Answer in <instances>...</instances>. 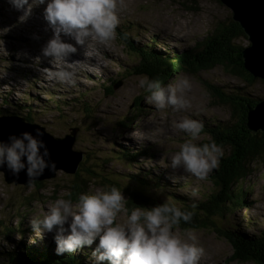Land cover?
<instances>
[{"label":"rangeland","instance_id":"obj_1","mask_svg":"<svg viewBox=\"0 0 264 264\" xmlns=\"http://www.w3.org/2000/svg\"><path fill=\"white\" fill-rule=\"evenodd\" d=\"M35 6H38L35 8L37 11L31 8L30 14L21 20L22 10L12 7L8 0H0V100L9 103L14 101L15 106L26 107L29 103L34 105L32 109L35 112H25L36 123L43 125L44 130L38 128L44 138L45 134L58 138L68 134L76 136L73 148L82 150L86 159L83 166L77 170L80 173L79 179L90 177L92 174L88 173L89 169L94 170L99 178L86 184L77 180V172L69 173L59 167L55 170L56 176L45 178L43 181L35 182L34 179L29 183L27 178H24L26 184L8 183L4 177L6 171L0 169V260L10 258L2 264H52L49 257L39 251H45L39 239L42 234L49 236L50 240L53 239L54 235L51 237V234L55 228L48 233H37L29 224L30 217L43 215L57 198H69L66 194H70L75 203L80 194V187L85 189L83 192L103 189L107 185L101 181L102 177L120 182L121 187L118 189L127 199V209L133 207L128 203L130 196L125 191V184L132 186L135 183L125 178L132 173L147 174V178L154 179L151 192L159 199L173 195L163 191L162 186L174 190L176 195H192H173V198L182 202L199 199L215 191L210 177L213 171L206 178L200 179L185 172L182 167L170 166L171 156L179 150L184 140L190 138L187 133L175 128L174 124L186 116L202 120L203 123L230 120L231 109L218 102L206 87V81L224 85L229 89L245 84L241 78L222 65L196 73L181 72L170 77L168 82H164L162 77L150 75V78L161 79L162 85L174 82L177 76H187L192 84L186 93L189 100L186 108L173 110L171 107H165L157 110L148 101L149 94L137 87V79L140 76L136 74L138 70L133 71L134 75L121 72L127 69V63L133 68L132 66L141 60L128 48L119 35V30L146 44L152 45L150 41L156 40L157 46L161 48L184 49L201 42L206 35L214 32L221 20L233 17L232 9L219 0H117L116 13L120 23L116 28L115 37L101 43L105 44V49H87L97 42L90 39L81 51L86 56L82 55L77 60L79 53L76 52L77 55L72 54L69 57L71 60L68 59V63H64L63 67H70L75 72L74 86L56 82L48 73L47 66L53 65V59L37 57L42 55L41 48L52 36V31L41 19L36 18L43 12L44 5ZM250 41L248 33L246 38L240 39L243 46H247ZM82 60L86 61L81 62ZM8 63L13 67L10 72L12 76L5 78L4 72L9 69L6 67ZM57 68L61 67L58 65ZM37 73H47V76L39 78ZM249 88L254 91V96H264L263 81L259 80ZM82 92L89 101L78 100V94ZM58 97L63 101V112L59 109L60 113L58 105L54 104ZM71 102L75 104L73 108H69L68 103ZM14 112L15 109L12 115ZM40 112L43 113L42 119H35L34 116ZM6 122L13 124L9 118ZM248 129L251 132L250 127ZM259 132L264 130L259 129L253 135ZM208 138L210 139V136L202 130L194 142ZM92 149L95 150V155L92 154ZM125 149L137 151L134 164L126 159ZM225 149L224 154L228 153ZM128 156L130 157L129 154ZM254 157L256 158L250 160L252 172L245 180L247 186H244V190L247 194L244 203L219 217L217 221L221 226L234 225L253 232L264 230V152H258ZM128 213L130 210L119 216L121 222ZM177 230L181 235L191 230L197 236L199 245L204 249L198 264H254L232 260L234 244L215 230L194 227L182 229L180 224ZM96 243L98 238L92 245L82 246L75 251L80 258H86L84 263H99L95 257L86 256L87 251L93 253ZM50 244V250L55 252V241ZM2 251L7 253L3 255Z\"/></svg>","mask_w":264,"mask_h":264},{"label":"clouds","instance_id":"obj_2","mask_svg":"<svg viewBox=\"0 0 264 264\" xmlns=\"http://www.w3.org/2000/svg\"><path fill=\"white\" fill-rule=\"evenodd\" d=\"M8 2L15 9L22 10L21 20L30 14L34 5H44L43 18L52 36L42 46L41 54L54 60L68 61L90 39L99 42L112 40L120 23L116 13L117 0ZM51 75L63 85L76 84L75 72L70 67H61ZM137 87L149 94L147 99L157 110L165 107L180 110L189 105L186 93L192 84L187 76H177L174 82L162 85L158 78L141 74ZM174 127L190 138L184 140L171 156L170 166L182 167L195 177L206 178L219 167L224 155L222 146L214 140L203 144L194 142L204 128L202 120L186 116L175 122ZM42 136L41 130L35 128L33 132L12 133L6 140H0V168L13 176L24 170L29 183L41 176L45 169L54 171L55 161L50 159ZM66 195L69 198H57L43 215L29 219L30 226L37 233H48L55 228L57 254L75 252L82 246L92 245L98 238L93 249L97 262L198 264L204 249L197 236L191 230L183 235L177 230L181 221H191L193 213L181 210L168 201L170 198L151 207H134L121 222L119 216L128 212L125 207L127 199L116 186L80 193L75 203L70 194Z\"/></svg>","mask_w":264,"mask_h":264},{"label":"trees","instance_id":"obj_3","mask_svg":"<svg viewBox=\"0 0 264 264\" xmlns=\"http://www.w3.org/2000/svg\"><path fill=\"white\" fill-rule=\"evenodd\" d=\"M244 38H246V33L240 23L230 16L228 19L218 22L215 31L206 35L201 42L184 49L176 47L159 48L156 45L145 44L146 50L138 45L140 52H137L136 55L143 57V59H140L141 61L137 63V66H132L133 68L128 66L122 72L123 74L128 72V75H132L134 70H138L136 74L162 77L164 82H168L170 77L181 72L190 71L196 73L203 69H212L217 65H222L243 80L245 83L243 86L236 85L232 89L206 81V87L211 91L212 95L217 98L219 103L229 106L232 113L230 120L215 121V123L212 121L210 125L205 123L204 129L208 132L210 139H202L201 142H195L203 144L214 140L223 149L226 148L225 150L228 152L220 158L219 167L213 170L210 175L215 191H211L199 199L193 198L185 200V202L178 198H173V195L167 197L173 198L171 203L180 207L181 210H188L193 213L190 222H180L182 229L194 227L197 229L210 228L215 230L219 235L226 237L234 244V252L231 255L232 260L264 264V230L253 232L247 228L234 225L224 227L219 225L217 221L219 217L227 214L228 210L243 205L247 194L244 190V186H247L245 180L253 169L250 160L256 158L254 156L258 152H264V132L253 135L247 127L249 110L264 100V96H254V91L250 90L249 86L252 87L259 80L263 82L264 80L254 77L246 69H243L244 47L240 43V39ZM151 42L157 44L156 40ZM140 70L142 71L140 72ZM159 80L162 82L161 79ZM81 96L85 97L86 94L82 92ZM78 100L81 101L82 99L79 97ZM86 101L89 100H82V102ZM4 102L8 103L6 100ZM25 109L26 107L20 105L14 113L24 116L28 121L34 122L35 120L24 112ZM59 109L60 111L63 110L58 106V111ZM0 114L12 113L9 110L4 111L0 108ZM39 115H43V113L40 112ZM34 117L35 119L40 118L38 115ZM94 152L95 150L92 149L93 155H95ZM125 157L128 160L130 158L127 153H125ZM85 160L83 157V162H79V167L83 166ZM88 173L92 175L79 179L80 173L77 172V180H82L87 184L90 180L99 178L94 170L89 169ZM138 176L139 173H132L125 178L135 183L132 186H125V191L130 196L128 203L131 204V207H151L161 203L162 199L154 197L151 192L154 183L138 180ZM144 176L147 177V174H144ZM101 181L107 186L121 187L120 182L107 177L105 179L102 177ZM84 190V188L80 187V193ZM128 210L131 211V208L129 209L128 207ZM39 251L41 254H47V257L51 255L50 252ZM66 256L68 258L67 264H70L71 258H77L68 253ZM48 259L52 264H61L57 263L59 261L57 258L49 257ZM5 260H0V264L4 263Z\"/></svg>","mask_w":264,"mask_h":264},{"label":"water","instance_id":"obj_4","mask_svg":"<svg viewBox=\"0 0 264 264\" xmlns=\"http://www.w3.org/2000/svg\"><path fill=\"white\" fill-rule=\"evenodd\" d=\"M221 3L228 5L233 11V19L240 23L245 33L249 35L252 45L243 49V69H246L253 76L264 80V0H219ZM241 67V66H240ZM10 121L3 126L5 134L0 131V140H6L8 132L10 134H19L22 131L33 132L35 128L40 127L38 124H33L24 121L18 117H10ZM247 125L250 127L252 134L257 130H264V101H260L249 110L247 115ZM42 130H44L41 127ZM34 134V133H33ZM45 134V138L41 137L49 147L48 151L50 159L55 161L56 168H63L67 172H77V162L83 158V151L76 150L78 158H75L71 148H73L76 136L68 134L61 139V142H49L50 135ZM55 168V170H56ZM3 170V168H1ZM6 180L8 182L25 183L27 178L24 170H21L18 176L11 175L6 169ZM48 171L42 176L37 177L38 180L43 181L45 178H52L56 176V172ZM23 171V172H22ZM21 174V175H20Z\"/></svg>","mask_w":264,"mask_h":264},{"label":"bare ground","instance_id":"obj_5","mask_svg":"<svg viewBox=\"0 0 264 264\" xmlns=\"http://www.w3.org/2000/svg\"><path fill=\"white\" fill-rule=\"evenodd\" d=\"M223 4V3H222ZM39 5V4H38ZM224 5H226V4H224ZM226 6H228V5H226ZM36 7H38V6H33L32 7V10L34 11H37V9H35ZM39 12V11H38ZM37 12V13H38ZM40 14H42V15H40ZM40 14H38L37 16H36V18H38V19H41L42 20V23L44 24V25H47V22L44 20V18H43V12H40ZM131 19V18H130ZM33 20V19H32ZM29 21V20H28ZM32 24H33V22H32ZM42 27V26H41ZM42 32V31H41ZM39 34V33H38ZM119 35L123 38V40L125 41V43H126V45L128 46V48L130 49V50H132L133 52H134V54H136L137 52H140L139 51V48H138V45H140V46H142L144 49H146L147 50V48L145 47V43H143L142 41H140L139 39H137L136 37H134V36H132V35H130L129 33H126V32H124L123 30H119ZM247 35V34H246ZM64 39H67L66 37H64ZM248 40V39H247ZM93 41H97V40H93ZM38 42V41H37ZM41 42V41H40ZM44 42V41H43ZM36 43V42H35ZM93 43V42H92ZM101 43L102 42H99V41H97L96 42V45H92L91 44V46H88V48L87 49H94V50H96V49H105V44L104 45H101ZM38 45V44H37ZM250 45H252V41H250L249 42V44L247 45V46H243L244 48H246V47H248V46H250ZM164 48H169V47H164ZM82 50H84V48L82 47V48H78V55L77 54H74V55H77V57H76V59L77 60H79V58L78 57H82V55H83V53H81V51ZM97 51V50H96ZM24 54V53H23ZM83 56H86V55H83ZM87 56H88V54H87ZM20 57V56H19ZM37 57L38 58H46V57H44V56H42V55H37ZM88 57H90V56H88ZM27 58V57H26ZM35 58V57H34ZM91 59H92V57H90ZM137 58L138 59H143V57H140V56H137ZM28 59V58H27ZM68 59H70V58H68ZM86 59V58H85ZM2 60V59H1ZM8 60H10V59H8ZM71 60V59H70ZM242 60H243V57H242ZM13 60L11 59V62H12ZM48 61V60H47ZM53 61V65H57V67H58V65H59V67H63L64 66V63H68L67 61L66 62H64V61H61V60H52ZM86 60H82L81 62H85ZM32 62V61H31ZM41 63V62H40ZM138 63V62H137ZM135 64V65H133V66H137L138 64ZM25 64V63H24ZM27 64V63H26ZM2 65V64H1ZM53 65L51 66V65H49V66H47L48 68H47V71H48V73L49 74H52V73H54L55 71H57L59 68H57V67H53ZM127 65L128 66H130L129 65V63H127ZM16 66V65H15ZM128 66H125V68H127ZM6 67L7 68H9L8 70H5V72H4V77L5 78H9L10 76H12V73H10L11 71H12V69H13V67H12V64L11 63H8L7 65H6ZM39 68V67H38ZM15 70L14 71H16V68H14ZM122 72V71H121ZM134 75V74H133ZM136 75V74H135ZM138 75V74H137ZM140 75V74H139ZM138 75V76H139ZM37 76L40 78H42L43 76L45 77V76H47V73H37ZM90 77V76H89ZM90 80V79H89ZM52 81H54L55 82V80L54 79H52ZM56 82H57V80H56ZM8 85V84H7ZM10 87H12V86H10ZM12 92V91H11ZM81 98L82 100H86L85 99V97H82L81 96V93H79L78 94V97L77 98ZM81 100V101H82ZM262 101H264V100H262ZM28 101H26V103H27ZM63 101H62V98L61 97H58L57 98V100L56 101H54V104L55 105H58L59 107H61L62 109H63V106H62V103ZM13 103H14V101H13ZM13 103H5L4 102V100L3 101H1L0 100V108L2 109V110H4V111H7V110H9L11 113H13V109H15V112L17 111V108L18 107H20V105H17V106H15V105H13ZM1 104H5L6 106L5 107H2L1 106ZM70 106H69V108H73V105H75L73 102H71V103H68ZM258 105V104H257ZM15 106V107H14ZM34 105H32V104H30L29 103V105L28 106H26V109L24 110V112L26 111H34L33 109H32V107H33ZM25 107V106H24ZM101 108V107H100ZM35 112V111H34ZM58 113H59V111H58ZM38 115V117H40V118H38V119H42V116L43 115H39V113L37 114ZM10 117H18V118H21V119H23L24 121H27V122H30V123H33V124H38V123H36L35 121L34 122H31V121H28L24 116H21V115H17L16 113H14L13 115L12 114H0V131H1V133H3V134H5L6 132L4 131V129H3V126L4 125H7V123H6V120L8 119V118H10ZM181 117V116H180ZM206 124H208V125H210L211 123L210 122H205ZM205 123H204V125H205ZM39 125V124H38ZM40 127H43V125H41L40 124ZM203 130L208 134V132L203 128ZM10 133L8 132V135H9ZM209 135V134H208ZM47 136V135H46ZM48 138H49V136H47ZM134 141V140H133ZM45 142V141H44ZM49 142H60V143H62L61 142V139L60 138H58V137H53V138H49ZM45 145H46V147L49 149V147L47 146V144H46V142H45ZM91 148V147H90ZM71 151H72V153H73V155H74V157L75 158H78V155L76 154V151H75V149L74 148H71ZM127 151V153L130 155V158H129V160L131 161V163L132 164H134L135 162H134V159H135V157H136V155H137V151L135 150L134 151V149H133V151H130L129 149H127L126 150ZM146 152V151H145ZM83 160V158L82 159H80V160H78V162H77V168L78 169H80V167H79V162H81ZM83 162V161H82ZM1 169V168H0ZM5 180H6V174H5ZM137 179L138 180H145V181H147V182H150V183H153V181H155L154 179H152V178H147V177H145L144 176V174H141V173H139V176L137 177ZM6 182H8L7 180H6ZM33 182V181H32ZM35 182H38V179L36 178L35 179ZM159 182V181H158ZM8 183H16V182H8ZM22 184H25V183H22ZM129 184H125V186H128ZM162 189H163V191L165 190L166 192H170L171 194H173V195H175V196H177V197H185V196H189V197H192V195L191 194H189V193H185L184 195H176L177 193L176 192H173V191H171L172 189H170V188H164L163 186H162ZM172 200H173V198H170L168 201L169 202H172ZM53 235H55V231H54V233H52L51 234V237L53 236ZM46 239H47V245H46ZM39 241L40 242H42L43 244L42 245H44V250L46 251V253L47 252H50V256L49 257H52V258H57V259H59V261L57 262V263H61V264H67V261H68V258H67V253L68 254H70L71 256H76L77 258H71V262H70V264H86V263H84V259H86V258H84V257H82V258H80L79 256H78V254L76 253V252H72V253H69V252H64V253H60V254H57V252L55 251H51L50 250V246H52L51 244H50V242H54V237H53V239H49V236H46L45 234H42V236H40V239H39ZM48 246V247H47ZM11 252V254L13 255L14 254V252L13 251H10ZM4 253H7V251H4ZM3 253V255H5ZM46 256H48L47 254H46ZM86 256H89L90 258H94L95 256L93 255V253H91V251H87V254H86ZM88 258V257H87ZM10 258H6V260H9ZM12 259V258H11ZM94 261V260H93ZM98 264H108V262L107 261H103V262H99Z\"/></svg>","mask_w":264,"mask_h":264}]
</instances>
